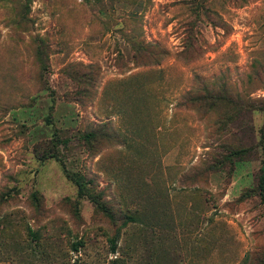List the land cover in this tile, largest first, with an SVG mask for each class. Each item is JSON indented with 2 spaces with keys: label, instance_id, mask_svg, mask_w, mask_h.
I'll return each mask as SVG.
<instances>
[{
  "label": "rangeland",
  "instance_id": "rangeland-1",
  "mask_svg": "<svg viewBox=\"0 0 264 264\" xmlns=\"http://www.w3.org/2000/svg\"><path fill=\"white\" fill-rule=\"evenodd\" d=\"M0 264H264V0H0Z\"/></svg>",
  "mask_w": 264,
  "mask_h": 264
},
{
  "label": "trees",
  "instance_id": "trees-1",
  "mask_svg": "<svg viewBox=\"0 0 264 264\" xmlns=\"http://www.w3.org/2000/svg\"><path fill=\"white\" fill-rule=\"evenodd\" d=\"M205 98H206L205 96H199L196 99L190 100V101L198 103V102L202 101ZM209 98H213V97L211 96ZM41 159H43V160H45V159H55V160H57V157H56L55 154H49L48 153L47 155H45ZM236 168H237V166L234 167V170H236ZM65 176H66L67 179H69V180H71V182H73V184L77 187V190H78L79 193H83L84 192L83 186L75 179V177L70 176V175H68L66 173H65ZM115 240H116V238L111 240V251L112 252H114V249H115ZM74 247H75V250H76V245H74Z\"/></svg>",
  "mask_w": 264,
  "mask_h": 264
},
{
  "label": "crops",
  "instance_id": "crops-1",
  "mask_svg": "<svg viewBox=\"0 0 264 264\" xmlns=\"http://www.w3.org/2000/svg\"><path fill=\"white\" fill-rule=\"evenodd\" d=\"M236 171H237V168H236ZM238 172V171H237Z\"/></svg>",
  "mask_w": 264,
  "mask_h": 264
}]
</instances>
